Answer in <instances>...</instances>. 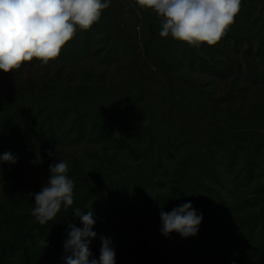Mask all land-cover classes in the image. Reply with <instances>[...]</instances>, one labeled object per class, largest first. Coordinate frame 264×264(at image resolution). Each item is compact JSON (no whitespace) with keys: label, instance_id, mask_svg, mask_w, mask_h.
Instances as JSON below:
<instances>
[{"label":"trees","instance_id":"1","mask_svg":"<svg viewBox=\"0 0 264 264\" xmlns=\"http://www.w3.org/2000/svg\"><path fill=\"white\" fill-rule=\"evenodd\" d=\"M161 21L110 0L55 61L0 72V155L18 157L0 165V264H65L76 209L94 214L96 260L108 237L116 264H264V0H242L212 46L161 37ZM56 161L74 203L41 225L30 194ZM187 202L198 233L165 237L161 207Z\"/></svg>","mask_w":264,"mask_h":264},{"label":"clouds","instance_id":"2","mask_svg":"<svg viewBox=\"0 0 264 264\" xmlns=\"http://www.w3.org/2000/svg\"><path fill=\"white\" fill-rule=\"evenodd\" d=\"M141 8L153 10L161 21V37H171L192 46L215 45L234 23L242 0H136ZM110 0H0V72L13 73L24 62L36 58L41 65L55 61L62 48L73 39L77 26L89 30L101 20ZM49 157L53 152L48 151ZM18 162L11 152L0 155V165ZM50 176L34 196L32 215L41 225L54 219L63 207L74 203V181L69 177L65 161L49 166ZM82 227L68 225L64 241L65 264H116V251L108 237H101L99 260L92 257L90 245L97 237L93 231V212L74 211ZM161 233L173 232L182 238L195 236L203 220L191 202L183 203L170 212L161 207ZM91 258V259H90Z\"/></svg>","mask_w":264,"mask_h":264},{"label":"rangeland","instance_id":"3","mask_svg":"<svg viewBox=\"0 0 264 264\" xmlns=\"http://www.w3.org/2000/svg\"><path fill=\"white\" fill-rule=\"evenodd\" d=\"M121 1H123L124 3H126V0H121ZM114 62H116V61H114ZM114 69L118 73V75H119V73L125 75L126 74V70H127L126 67H125V65L122 63V61L117 62L115 64V66H114ZM26 75H27L26 76V80H30V76H29V73L28 72L26 73ZM78 153H79V151H78Z\"/></svg>","mask_w":264,"mask_h":264}]
</instances>
